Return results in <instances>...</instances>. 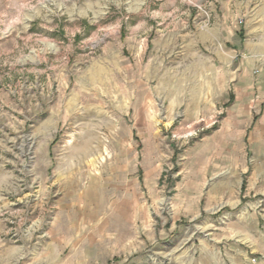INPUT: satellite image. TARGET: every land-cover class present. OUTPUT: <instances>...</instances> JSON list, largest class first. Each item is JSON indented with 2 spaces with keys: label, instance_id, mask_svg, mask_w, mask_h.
<instances>
[{
  "label": "rangeland",
  "instance_id": "1",
  "mask_svg": "<svg viewBox=\"0 0 264 264\" xmlns=\"http://www.w3.org/2000/svg\"><path fill=\"white\" fill-rule=\"evenodd\" d=\"M237 1L0 0V264H264V165L185 114Z\"/></svg>",
  "mask_w": 264,
  "mask_h": 264
},
{
  "label": "crops",
  "instance_id": "2",
  "mask_svg": "<svg viewBox=\"0 0 264 264\" xmlns=\"http://www.w3.org/2000/svg\"><path fill=\"white\" fill-rule=\"evenodd\" d=\"M232 2L234 6L239 3L228 0V6ZM241 12L237 9V14H232L228 10L225 19L234 23L241 18ZM245 21L240 30H236L235 24L221 25L219 42L224 46L197 52L195 70L204 89L191 104L185 105V114L195 118L220 114L218 125L204 133L197 143L205 148L218 145L219 149L231 151L233 162L237 150L250 149L254 164L263 166L264 24L253 31ZM206 88H211V94L206 93Z\"/></svg>",
  "mask_w": 264,
  "mask_h": 264
}]
</instances>
